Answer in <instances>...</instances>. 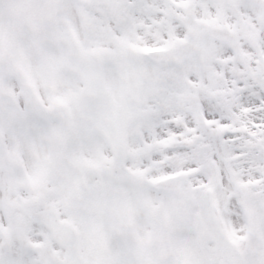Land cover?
<instances>
[{
  "label": "snow or ice",
  "instance_id": "snow-or-ice-1",
  "mask_svg": "<svg viewBox=\"0 0 264 264\" xmlns=\"http://www.w3.org/2000/svg\"><path fill=\"white\" fill-rule=\"evenodd\" d=\"M0 264H264V0H0Z\"/></svg>",
  "mask_w": 264,
  "mask_h": 264
}]
</instances>
